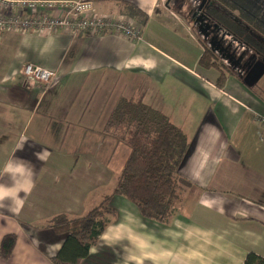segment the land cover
Here are the masks:
<instances>
[{"label":"crops","instance_id":"crops-1","mask_svg":"<svg viewBox=\"0 0 264 264\" xmlns=\"http://www.w3.org/2000/svg\"><path fill=\"white\" fill-rule=\"evenodd\" d=\"M89 1L104 16L137 7L148 16L142 24L131 17L141 39L68 29L0 38V171L19 158L35 173L22 209L0 207V244L17 235L11 259L0 264H52L66 235L47 220L83 215L115 186L127 159L118 161L121 143L105 126L119 99L133 96L188 136L179 180L185 194L166 223L115 196L108 226L81 264H243L250 252L264 256L262 93L233 76L219 87L218 70L200 62L204 42L171 0ZM141 59L156 67L133 64ZM28 63L53 70V83L24 77ZM44 149L45 162L35 155ZM0 182L10 183L7 176Z\"/></svg>","mask_w":264,"mask_h":264},{"label":"trees","instance_id":"trees-1","mask_svg":"<svg viewBox=\"0 0 264 264\" xmlns=\"http://www.w3.org/2000/svg\"><path fill=\"white\" fill-rule=\"evenodd\" d=\"M126 14L140 24L148 16L129 4ZM215 67L209 51L200 61ZM226 77L218 82L223 87ZM253 89V88H252ZM105 132L127 144L130 154L115 186L101 202L80 216L62 213L46 222V227L66 238L51 258L52 264H81L97 245L108 226L111 202L122 196L134 203L142 217L159 223L168 222L182 201L185 191L180 184V168L189 150L186 133L162 111L146 104L142 96L122 97L116 104ZM17 242L15 233L5 234L0 244V259H11ZM243 264H264V256L247 254Z\"/></svg>","mask_w":264,"mask_h":264},{"label":"flooded vegetation","instance_id":"flooded-vegetation-1","mask_svg":"<svg viewBox=\"0 0 264 264\" xmlns=\"http://www.w3.org/2000/svg\"><path fill=\"white\" fill-rule=\"evenodd\" d=\"M170 2L186 11L220 77L233 76L253 89L261 88L264 73L255 80L264 72V0Z\"/></svg>","mask_w":264,"mask_h":264},{"label":"built area","instance_id":"built-area-1","mask_svg":"<svg viewBox=\"0 0 264 264\" xmlns=\"http://www.w3.org/2000/svg\"><path fill=\"white\" fill-rule=\"evenodd\" d=\"M68 29L72 34L120 33L128 39H141V30L128 16L93 13L89 0H0V38L8 32H55ZM21 74L39 84L49 85L56 78L53 70L28 63ZM264 127V115L260 116Z\"/></svg>","mask_w":264,"mask_h":264},{"label":"clouds","instance_id":"clouds-1","mask_svg":"<svg viewBox=\"0 0 264 264\" xmlns=\"http://www.w3.org/2000/svg\"><path fill=\"white\" fill-rule=\"evenodd\" d=\"M135 66H142L146 71H151L156 67L155 60L152 59H141L138 62L133 61ZM119 68V65L117 66ZM26 140L18 146L17 149H22ZM36 157L40 161H46L50 155L47 149L41 152L35 153ZM29 162H25L19 158L8 160L0 171V179L7 176L10 183L0 182V207L5 206L6 202H10L15 205L13 211H19L23 208L25 200L24 197L31 194L35 187L33 166ZM23 193V197H21ZM140 264H143L140 261Z\"/></svg>","mask_w":264,"mask_h":264},{"label":"rangeland","instance_id":"rangeland-1","mask_svg":"<svg viewBox=\"0 0 264 264\" xmlns=\"http://www.w3.org/2000/svg\"><path fill=\"white\" fill-rule=\"evenodd\" d=\"M259 87H261L262 89L261 88H258L257 90L260 93H262V95L264 96V91H263L264 90V78L259 83ZM119 142L121 144H120V146L118 148V155L117 156H118V161L122 163V160H123L124 156L127 159V156L130 154L131 148L127 144H125V143H123L121 141H119ZM87 151L88 152H94V148H89ZM109 186H111V184ZM109 186L108 187H105V189H108V190L111 191V189L113 188V186L110 189H109Z\"/></svg>","mask_w":264,"mask_h":264},{"label":"water","instance_id":"water-1","mask_svg":"<svg viewBox=\"0 0 264 264\" xmlns=\"http://www.w3.org/2000/svg\"><path fill=\"white\" fill-rule=\"evenodd\" d=\"M263 73H264V72L260 73V74L258 75V77L256 78L255 81L259 80V79L262 77Z\"/></svg>","mask_w":264,"mask_h":264}]
</instances>
